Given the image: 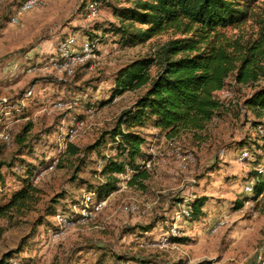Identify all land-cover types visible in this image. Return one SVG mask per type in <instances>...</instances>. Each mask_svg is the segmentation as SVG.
Returning a JSON list of instances; mask_svg holds the SVG:
<instances>
[{
  "label": "rangeland",
  "instance_id": "obj_1",
  "mask_svg": "<svg viewBox=\"0 0 264 264\" xmlns=\"http://www.w3.org/2000/svg\"><path fill=\"white\" fill-rule=\"evenodd\" d=\"M85 1L45 0L12 24L23 1L0 0V204L23 183L24 175L11 163L20 160L35 167L51 161L34 176L36 200L21 213L0 217V258L22 248L32 264H134L136 258L149 264H264V192L253 198L256 178L249 177L256 155L262 162L255 169L264 173V111L259 117L244 104L255 87L238 86L233 77L216 92L224 108L202 130L169 138L152 125L141 128L147 159L137 161L141 168L149 163L143 185L129 184L130 173L116 174L119 189L105 199L106 205L84 211L89 184L107 179L103 156L116 151L107 142L101 154L64 155L67 143L83 151L113 127L148 87L103 104L120 71L174 37L168 31L145 43L125 44L110 28L120 25L113 6L131 2L108 0L96 18H89L84 16ZM251 11L247 21L225 29L226 34L245 41L261 35L264 0L251 1ZM69 35L96 44L95 58L71 75L50 61L59 40ZM157 71L150 68L153 77ZM254 85H264V77ZM23 123H30L31 130L22 143L17 136ZM73 125L78 131L70 136ZM203 195L208 197L204 215L187 218V201ZM238 201L244 202L238 206ZM51 207L70 215L71 225L60 228L56 215L49 214ZM140 226L151 229L141 233Z\"/></svg>",
  "mask_w": 264,
  "mask_h": 264
},
{
  "label": "trees",
  "instance_id": "obj_2",
  "mask_svg": "<svg viewBox=\"0 0 264 264\" xmlns=\"http://www.w3.org/2000/svg\"><path fill=\"white\" fill-rule=\"evenodd\" d=\"M251 1L253 0H129L131 4L128 6H113L120 25H112L110 28L120 34L123 43H145L168 31H172L174 37L161 43L152 55L138 58L120 71L111 98L103 104L126 91L145 85L148 87L135 104L120 113L113 127L104 131L83 151L79 146L67 143L64 155L83 156L94 151L101 154L100 148L107 142L116 151L114 155L103 156L105 163L102 174L107 179L96 185L89 184L88 193H94L97 199H106L119 189L116 174L130 173L129 184L143 185V180L149 176V170L141 168L137 161L147 159V153L143 150L146 139L140 129L152 125L169 138L185 130H202L224 108L216 92L224 89L231 77L238 86L255 87L245 98L244 104L257 116L263 115L264 85L255 86L254 83L264 77V65L261 64V59H264V19L260 22L261 35L252 40L232 38L225 32V29L237 27L252 16ZM152 66L158 68L154 77L150 73ZM30 130L31 124L27 123L17 140L25 142ZM261 162V157L256 155L253 161L254 171L249 176L256 178L253 198L264 192V173L255 169ZM49 163L51 161L42 166L31 167L24 161L17 160L10 164L17 169V174L24 175L23 183L5 203L0 204V217L21 213L36 200L39 189L34 176L41 167L49 166ZM80 163L85 164L84 158L80 157ZM3 164L0 162V170ZM78 170L75 171L74 179L78 177ZM72 199L75 203L78 202L77 199ZM207 199L203 195L187 201V218H201ZM243 202L238 201V206ZM57 212L56 207L49 210V214L53 216ZM150 229V226H140L141 233ZM134 231L135 229L131 232ZM170 240L184 239L171 237ZM23 250L21 248L4 253L0 264H13L12 259L17 264H32L31 257L22 255ZM124 258L120 255L117 257ZM134 260V264H149L146 259Z\"/></svg>",
  "mask_w": 264,
  "mask_h": 264
},
{
  "label": "built area",
  "instance_id": "obj_3",
  "mask_svg": "<svg viewBox=\"0 0 264 264\" xmlns=\"http://www.w3.org/2000/svg\"><path fill=\"white\" fill-rule=\"evenodd\" d=\"M44 2L45 0H24L20 6V9L15 13V15L11 17L10 22L12 24L19 23L23 14L44 5ZM101 5L102 2L100 0L87 1L84 6V16L89 18H96L101 10ZM95 48L96 44L90 38L85 37L83 40L79 41L74 35H69L64 39L59 40L54 51L51 54L50 61L56 65L58 70L67 72V74L71 75L78 65L86 63L90 59L95 58ZM76 125L79 126V122H77L75 126ZM75 126L73 125L70 129V136H73L77 133L78 128ZM3 138L8 142L10 141L9 134L3 135ZM147 166L149 167V163L145 165V168ZM94 198H96L94 193H86L87 203L92 201V199ZM87 203L83 208L85 209L84 211L86 213H93L92 210L97 211L102 209L106 205L107 201L105 199L100 200L96 198V202L93 207H91ZM86 215L89 216L88 214ZM78 216L83 217L81 215ZM55 217L59 221L58 224L60 228L67 227L72 223L71 216L65 213H57ZM57 234L58 233H55L54 236H56ZM12 262L13 264H17V261L15 259H12Z\"/></svg>",
  "mask_w": 264,
  "mask_h": 264
}]
</instances>
